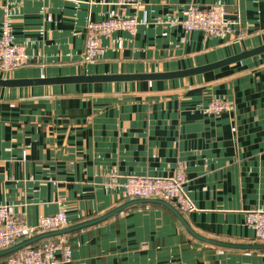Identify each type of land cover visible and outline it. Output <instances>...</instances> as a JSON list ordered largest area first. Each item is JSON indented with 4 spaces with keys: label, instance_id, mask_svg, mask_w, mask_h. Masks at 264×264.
Masks as SVG:
<instances>
[{
    "label": "crops",
    "instance_id": "obj_1",
    "mask_svg": "<svg viewBox=\"0 0 264 264\" xmlns=\"http://www.w3.org/2000/svg\"><path fill=\"white\" fill-rule=\"evenodd\" d=\"M215 4L239 19L234 35L183 28L186 9ZM7 12L30 61L4 78L178 71L264 44V0H0V35ZM112 15L136 16L137 32L103 37V54L85 63L88 21ZM214 99L234 109L209 113ZM179 165L194 231L264 242L246 224L248 211L264 210V53L174 79L0 86V205L30 223L59 211L68 225L98 217L128 200L113 175L171 176ZM65 236V264H264V251L204 242L151 203Z\"/></svg>",
    "mask_w": 264,
    "mask_h": 264
},
{
    "label": "built area",
    "instance_id": "obj_2",
    "mask_svg": "<svg viewBox=\"0 0 264 264\" xmlns=\"http://www.w3.org/2000/svg\"><path fill=\"white\" fill-rule=\"evenodd\" d=\"M144 0H117L120 5L138 6ZM7 12L0 35V71L9 72L27 65L29 55L24 47L14 41L12 20ZM224 5L208 8L189 7L180 21L187 31H201L207 37L234 35L239 19ZM140 21L136 16L112 15L104 20H89L85 29L83 60L98 59L104 52L102 38L118 31L135 34ZM234 105L224 99H214L206 107L212 114L230 112ZM118 177L122 181H118ZM118 181V182H117ZM187 175L182 165L171 176L113 175L110 185L122 188L126 199L160 198L172 203L181 213H188L195 206L186 192ZM69 224L65 211L45 215L30 223L24 215L17 214L10 205H0V250L8 248L33 235L61 229ZM246 224L255 232L257 240H264V210L247 212ZM72 259V248L66 236L42 240L38 245L25 247L9 256L7 264H65Z\"/></svg>",
    "mask_w": 264,
    "mask_h": 264
},
{
    "label": "water",
    "instance_id": "obj_3",
    "mask_svg": "<svg viewBox=\"0 0 264 264\" xmlns=\"http://www.w3.org/2000/svg\"><path fill=\"white\" fill-rule=\"evenodd\" d=\"M264 53V44L253 48L244 47L242 51L236 53L225 59L202 65L199 67H193L189 69H183L178 71H169V72H153V73H144V74H107V75H91L87 72H84L79 75H70V76H58V77H41V78H4L0 77V86L13 87V86H31V85H44V84H76V83H97V82H115V81H133V80H160V79H174L186 76H192L196 74H201L211 70L221 68L226 65L234 64L239 61L245 60L247 58L257 56ZM159 204L170 209L185 228L193 235L194 237L221 247L232 248V249H241V250H259L264 251V242H254V243H236L215 240L203 235H200L190 226L189 222L185 218L184 214L181 213L172 203L160 199V198H132L128 199L108 212L100 215L98 217L88 219L82 222H79L74 225H67L61 229L42 232L26 239L19 241L18 243L0 250V257H5L11 255L25 247L35 245L42 240L65 236L67 234L88 228L90 226L102 223L109 218L115 216L121 211L125 210L128 207L137 204Z\"/></svg>",
    "mask_w": 264,
    "mask_h": 264
},
{
    "label": "trees",
    "instance_id": "obj_4",
    "mask_svg": "<svg viewBox=\"0 0 264 264\" xmlns=\"http://www.w3.org/2000/svg\"><path fill=\"white\" fill-rule=\"evenodd\" d=\"M157 205V204H156ZM159 205V204H158ZM35 245H38V243L37 244H35Z\"/></svg>",
    "mask_w": 264,
    "mask_h": 264
},
{
    "label": "bare ground",
    "instance_id": "obj_5",
    "mask_svg": "<svg viewBox=\"0 0 264 264\" xmlns=\"http://www.w3.org/2000/svg\"><path fill=\"white\" fill-rule=\"evenodd\" d=\"M9 256V255H8Z\"/></svg>",
    "mask_w": 264,
    "mask_h": 264
}]
</instances>
